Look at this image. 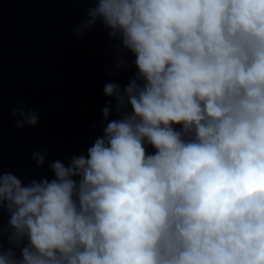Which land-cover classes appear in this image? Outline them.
Masks as SVG:
<instances>
[{
    "label": "clouds",
    "instance_id": "9594fccd",
    "mask_svg": "<svg viewBox=\"0 0 264 264\" xmlns=\"http://www.w3.org/2000/svg\"><path fill=\"white\" fill-rule=\"evenodd\" d=\"M83 2L65 39L99 25L114 74L135 72L51 178L0 163V264H264V0Z\"/></svg>",
    "mask_w": 264,
    "mask_h": 264
}]
</instances>
